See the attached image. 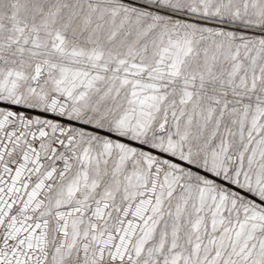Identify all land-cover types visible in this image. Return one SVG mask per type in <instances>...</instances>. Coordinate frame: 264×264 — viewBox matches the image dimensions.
Returning <instances> with one entry per match:
<instances>
[{
    "label": "snow or ice",
    "instance_id": "6c2138e0",
    "mask_svg": "<svg viewBox=\"0 0 264 264\" xmlns=\"http://www.w3.org/2000/svg\"><path fill=\"white\" fill-rule=\"evenodd\" d=\"M0 264H264V0H0Z\"/></svg>",
    "mask_w": 264,
    "mask_h": 264
}]
</instances>
